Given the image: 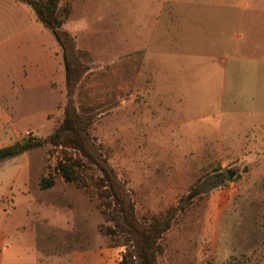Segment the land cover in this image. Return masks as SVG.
I'll list each match as a JSON object with an SVG mask.
<instances>
[{
    "label": "rangeland",
    "instance_id": "obj_1",
    "mask_svg": "<svg viewBox=\"0 0 264 264\" xmlns=\"http://www.w3.org/2000/svg\"><path fill=\"white\" fill-rule=\"evenodd\" d=\"M199 6L62 0L81 74L69 96L63 49L31 6L12 0L0 15V148L49 136L71 97L138 220L172 216L157 264H264V64L216 47L212 8ZM64 155L80 160L85 186L55 172ZM50 176L55 185L41 189ZM101 177L62 147L3 161V264H74L99 251L101 264H118L129 239L107 233Z\"/></svg>",
    "mask_w": 264,
    "mask_h": 264
},
{
    "label": "trees",
    "instance_id": "obj_2",
    "mask_svg": "<svg viewBox=\"0 0 264 264\" xmlns=\"http://www.w3.org/2000/svg\"><path fill=\"white\" fill-rule=\"evenodd\" d=\"M32 7L39 21L51 31L59 46L63 49V61L65 69V81L67 94L72 96L75 87L81 77L80 67L74 63L68 49H72V39L67 32L62 30L63 19L61 17L60 4L62 0H18ZM67 13V12H65ZM87 123H83L82 117L74 107L72 98L67 100L64 119L60 126L44 139L27 138L19 144L0 148V164L13 159L27 151L35 150L49 145L71 149L81 155L88 163L93 164L100 172L102 191L99 195L101 207L104 213L110 214L115 228L107 229V233L114 235L116 231L125 234L129 244H125L128 250L122 255L118 264H157L158 257L164 254L161 245L164 234L170 229L173 218L170 214L162 217H154L149 223H142L135 216V212L126 200L125 191L116 180L110 168L101 162L86 133ZM82 164L77 158L64 155L57 162L55 172L68 183H77L81 177L77 175L78 167ZM55 185L53 177L42 178L40 187L47 190ZM85 186V184H78ZM124 192V193H123ZM195 197L191 192L187 199L191 201ZM117 232V233H118Z\"/></svg>",
    "mask_w": 264,
    "mask_h": 264
},
{
    "label": "crops",
    "instance_id": "obj_3",
    "mask_svg": "<svg viewBox=\"0 0 264 264\" xmlns=\"http://www.w3.org/2000/svg\"><path fill=\"white\" fill-rule=\"evenodd\" d=\"M183 2L185 5L199 4V7L205 10L212 8L215 46L221 51L230 50L235 55L244 52L250 63L264 64V0H196L194 2L183 0ZM11 4L12 0H0V5L5 8L0 9V15L8 13L7 8L11 7ZM15 6L19 5L15 4ZM12 20L10 15V23ZM256 54H262V57H256ZM11 196L14 197L13 194ZM20 196L26 199L29 197L23 192H20ZM2 243L3 240L0 238L1 247L4 248ZM101 252L80 253L75 256L74 264H101L103 260ZM3 260L4 256L0 255V264H3Z\"/></svg>",
    "mask_w": 264,
    "mask_h": 264
},
{
    "label": "water",
    "instance_id": "obj_4",
    "mask_svg": "<svg viewBox=\"0 0 264 264\" xmlns=\"http://www.w3.org/2000/svg\"><path fill=\"white\" fill-rule=\"evenodd\" d=\"M230 179L232 178V174H229Z\"/></svg>",
    "mask_w": 264,
    "mask_h": 264
}]
</instances>
